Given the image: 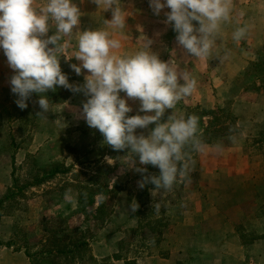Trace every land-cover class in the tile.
Returning a JSON list of instances; mask_svg holds the SVG:
<instances>
[{"label": "rangeland", "instance_id": "1", "mask_svg": "<svg viewBox=\"0 0 264 264\" xmlns=\"http://www.w3.org/2000/svg\"><path fill=\"white\" fill-rule=\"evenodd\" d=\"M74 3L82 13L77 28H107L121 41L118 54H133L151 40L161 60L189 72L195 90L161 122L194 115L197 138L214 132V142L203 143L205 151L185 146L186 175L171 189L141 188L142 174L126 164L129 150H113L83 119L88 73L71 67L81 61L60 56L62 72L81 90H48L44 113L38 93L27 108L17 106L10 85L15 73L0 50V200L11 199L0 208V264H264V44L233 39L248 20L264 19V0H232L230 21L221 24L212 54L201 58L178 44L165 23L168 8L157 15L149 0H120L125 28L112 29L105 26L111 8ZM54 34L50 27L47 36ZM76 47L74 34L64 55ZM128 103V115L138 114L139 100ZM154 126L136 133L148 135ZM54 164L67 171L48 176ZM142 167L144 175H159L157 167ZM37 178L43 179L33 183ZM79 233L89 244L83 257L43 254Z\"/></svg>", "mask_w": 264, "mask_h": 264}, {"label": "clouds", "instance_id": "2", "mask_svg": "<svg viewBox=\"0 0 264 264\" xmlns=\"http://www.w3.org/2000/svg\"><path fill=\"white\" fill-rule=\"evenodd\" d=\"M93 2L103 10L112 9V18L105 21L108 27L125 28L127 13L120 0ZM149 5L157 15L164 8L170 9L165 13V23L172 25L178 44L196 58L212 54L221 24L230 21L232 13V0H149ZM81 15L74 0H0V50L15 73L10 85L17 106L27 108L32 93H38V104L46 113L50 111L45 95L48 90L63 87L80 91V86L69 83L60 66L61 55L75 57L81 63L72 64V69L77 75L82 70L88 73L83 89L89 98L82 108L87 125L99 130L104 143L113 150H129L126 164L142 174L139 187L151 184L154 189H171L186 175L185 146L191 143L196 151L206 150L197 138L196 116L185 119L170 115L161 122L167 109H174L193 93L195 79L181 70L178 62L161 60L151 50V40L143 41L133 54H118L121 41L107 28H77ZM50 27H55V34L47 36ZM74 34L76 50L64 55ZM244 34L245 30L238 28L233 39L239 41ZM64 37L69 40L61 43ZM128 99L139 100L138 114L128 115L133 110ZM149 125L155 126L148 135H137L138 128ZM105 159L114 163L111 157ZM146 165L159 168V175H144L148 169L142 166ZM136 208L133 206L132 211Z\"/></svg>", "mask_w": 264, "mask_h": 264}, {"label": "trees", "instance_id": "3", "mask_svg": "<svg viewBox=\"0 0 264 264\" xmlns=\"http://www.w3.org/2000/svg\"><path fill=\"white\" fill-rule=\"evenodd\" d=\"M215 135L214 132L210 133V136H208L207 138H204L203 140H201L202 143H211L214 142V137L212 135ZM67 170L66 169H60V165L59 164H54L52 166V168H50L49 172H48V176H55V174L57 173H65ZM43 178H37L34 180L33 183H40L42 181ZM10 196H5L4 198H2L0 200V208L2 207V205L7 202H9L11 199H9ZM9 199V200H8ZM102 201L99 203V205L97 206V211L98 212H102L103 210V203ZM61 240V239H60ZM56 249L55 250H51V249H47L46 251L43 250V254H51V255H64L66 254V258L68 257L69 260L73 261L75 258H77L78 256L83 257L86 253H87V249L89 247L88 244V239L86 236H83L82 233H79V238H71L69 240V243H63V245H60V243L56 244Z\"/></svg>", "mask_w": 264, "mask_h": 264}, {"label": "crops", "instance_id": "4", "mask_svg": "<svg viewBox=\"0 0 264 264\" xmlns=\"http://www.w3.org/2000/svg\"><path fill=\"white\" fill-rule=\"evenodd\" d=\"M112 18V14L108 15L106 20H110ZM106 26V24H105ZM245 30L244 36L241 38L243 41L247 44L248 38H250L251 42L257 47L258 45L264 44V19L259 20H248V22L242 27ZM77 30V28H74V32ZM128 44H124L123 46H127ZM252 48H248L246 50V53H252ZM118 53V51H117ZM121 53V52H120Z\"/></svg>", "mask_w": 264, "mask_h": 264}]
</instances>
